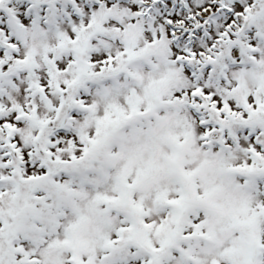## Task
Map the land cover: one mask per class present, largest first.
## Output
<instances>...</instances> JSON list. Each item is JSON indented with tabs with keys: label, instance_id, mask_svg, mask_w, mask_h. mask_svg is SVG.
I'll list each match as a JSON object with an SVG mask.
<instances>
[{
	"label": "snow or ice",
	"instance_id": "snow-or-ice-1",
	"mask_svg": "<svg viewBox=\"0 0 264 264\" xmlns=\"http://www.w3.org/2000/svg\"><path fill=\"white\" fill-rule=\"evenodd\" d=\"M0 264H264V0H0Z\"/></svg>",
	"mask_w": 264,
	"mask_h": 264
}]
</instances>
